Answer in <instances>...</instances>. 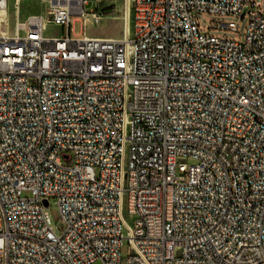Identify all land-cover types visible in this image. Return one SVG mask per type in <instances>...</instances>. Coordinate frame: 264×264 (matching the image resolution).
<instances>
[{"label": "built area", "instance_id": "1", "mask_svg": "<svg viewBox=\"0 0 264 264\" xmlns=\"http://www.w3.org/2000/svg\"><path fill=\"white\" fill-rule=\"evenodd\" d=\"M39 1L46 17L8 35L0 0V264H264L256 3L123 0L133 34L93 39L71 37L103 18L88 0ZM195 14L248 16L245 36L206 35Z\"/></svg>", "mask_w": 264, "mask_h": 264}, {"label": "rangeland", "instance_id": "2", "mask_svg": "<svg viewBox=\"0 0 264 264\" xmlns=\"http://www.w3.org/2000/svg\"><path fill=\"white\" fill-rule=\"evenodd\" d=\"M16 0H8V10L6 15V30L8 35H12L14 32V26L17 21L23 22L28 16L31 15H42L46 17L47 3L32 0V1H21L19 3V12L15 6ZM88 0L89 7L87 9H93L96 11L99 8L103 13V18L99 24L89 23L85 28L82 27L81 22H75L72 25V38H103V39H119L123 36V22L125 23L126 15H123V0ZM256 3V8L260 13L264 14V0H252ZM107 5V6H105ZM195 21L198 29L204 34L219 38L221 40H232L241 41L245 36L248 16H244L238 19H232L231 17H221L209 14H195ZM235 22L237 25V32H231L226 29H219L221 25H227L229 22ZM64 30L61 27L55 25H47L45 36L48 37H62ZM68 163V161H66ZM188 165H193L194 161L189 160ZM31 195L28 192L22 193L21 197L29 198ZM48 212L51 225L54 232L57 235L62 233L61 221L58 213V208L54 199L48 200V205L46 207ZM125 220L128 225H133V218L129 215H125ZM122 258L125 259L128 256V246L124 242L122 246ZM92 264H102L96 261Z\"/></svg>", "mask_w": 264, "mask_h": 264}, {"label": "bare ground", "instance_id": "3", "mask_svg": "<svg viewBox=\"0 0 264 264\" xmlns=\"http://www.w3.org/2000/svg\"><path fill=\"white\" fill-rule=\"evenodd\" d=\"M7 13H6V15H7ZM3 15L4 14L0 13V21H3V17H4ZM88 24H89V21H88ZM132 34H133V23L132 22H127V15H126L125 26H124V31H123V38H126V37H128L129 35H132Z\"/></svg>", "mask_w": 264, "mask_h": 264}, {"label": "crops", "instance_id": "4", "mask_svg": "<svg viewBox=\"0 0 264 264\" xmlns=\"http://www.w3.org/2000/svg\"><path fill=\"white\" fill-rule=\"evenodd\" d=\"M109 4L111 3V1L109 0V2H108ZM105 6H107V5H105ZM90 23V22H89ZM124 23V22H123ZM123 31H124V27H123ZM121 38H123V36L121 37ZM97 39H103V38H97Z\"/></svg>", "mask_w": 264, "mask_h": 264}, {"label": "water", "instance_id": "5", "mask_svg": "<svg viewBox=\"0 0 264 264\" xmlns=\"http://www.w3.org/2000/svg\"><path fill=\"white\" fill-rule=\"evenodd\" d=\"M43 204H44L45 206H47V205H48V202H47V201H44Z\"/></svg>", "mask_w": 264, "mask_h": 264}]
</instances>
